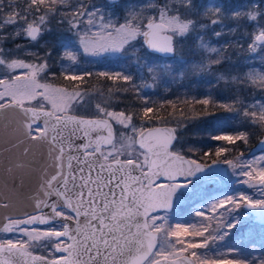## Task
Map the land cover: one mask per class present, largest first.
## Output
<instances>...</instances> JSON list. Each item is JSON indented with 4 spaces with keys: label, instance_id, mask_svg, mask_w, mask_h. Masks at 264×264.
<instances>
[{
    "label": "snow or ice",
    "instance_id": "6c2138e0",
    "mask_svg": "<svg viewBox=\"0 0 264 264\" xmlns=\"http://www.w3.org/2000/svg\"><path fill=\"white\" fill-rule=\"evenodd\" d=\"M100 56L122 69L95 73L116 87L94 96L81 59ZM174 84L188 89L176 100L144 91ZM127 93L139 106L119 107ZM178 104L200 110L180 108L171 126L175 111L163 110ZM218 112L239 127L209 134L225 144L201 163L183 137ZM258 131L264 0H0V155L21 153L5 169L0 210L36 179L31 211L0 217V264H264V137L259 155H225ZM186 202L197 207L177 221Z\"/></svg>",
    "mask_w": 264,
    "mask_h": 264
},
{
    "label": "trees",
    "instance_id": "16d2710c",
    "mask_svg": "<svg viewBox=\"0 0 264 264\" xmlns=\"http://www.w3.org/2000/svg\"><path fill=\"white\" fill-rule=\"evenodd\" d=\"M114 61V64L117 62H120L117 58L112 59ZM101 64V63H100ZM227 66V65H225ZM94 75L87 79V83L83 84L81 87L84 89H90V88H102L104 87H110L112 89H115L116 84H114L113 81L107 80L104 77L96 76ZM193 79H196L195 77ZM122 84V82H119ZM189 83V82H186ZM190 87L193 90H198L199 95H203L204 93V86L203 85H196L194 83L190 84ZM100 88V89H101ZM220 88H223V85L221 84L215 91H219ZM188 89L185 87H180L179 85H172L171 92L161 90L159 94H156V90L151 91L150 90V97L152 100L160 102L162 99L167 100H176L177 96H183V94ZM215 94V92H214ZM121 99L123 101L122 104L119 105V107H124L125 105H132V106H139L140 101L132 95V93H127L121 96ZM184 109V114L189 117H194L197 115V113L200 110V106H195V111L191 110L192 106H185L182 104L177 105V109L174 110L170 106H166L164 112L172 113L175 111V119L172 121V125L175 126L177 121L183 120L184 117L181 116L179 109ZM229 114L218 112L215 116H202L197 120L193 121V124L200 125L199 130L193 128L192 131L185 133L183 137V141L186 145H193L199 151L193 156L196 159H199L201 161H210L207 157H204L203 153L207 151H214V149L218 146H221L225 144L223 141H212L209 139V134H221L225 132L232 133L234 130H236L239 125L236 120L233 119H227L226 117ZM193 133H196L195 135ZM264 132H256L250 139V143L247 145H241L238 150L233 151L231 154L226 153L228 159H234L239 152H247L249 148L262 136ZM189 155H192L189 153ZM215 159V157H213ZM223 159V157H221ZM256 222V221H255ZM256 224H259L256 222Z\"/></svg>",
    "mask_w": 264,
    "mask_h": 264
},
{
    "label": "rangeland",
    "instance_id": "374dc122",
    "mask_svg": "<svg viewBox=\"0 0 264 264\" xmlns=\"http://www.w3.org/2000/svg\"><path fill=\"white\" fill-rule=\"evenodd\" d=\"M209 2H214V0H209ZM231 2L239 4V3H243L244 0H231ZM183 53H184L186 58H189V59L192 58L188 48H184L183 49ZM114 58H116V57H111V56H109V57H104V56H100V57H83L81 59V67L82 68H86L88 71L96 72V73L99 72V71H109V72L121 71L122 63L121 62H117L116 64H114V61L112 60ZM225 68H227V66H225ZM131 71H134V69H132ZM137 82H139V81H137ZM147 82L151 83L150 80L147 81ZM100 88H90V89H87V90L92 92L93 95L95 96V94L98 91H102V92L105 93V95H107L108 94V90L112 89L110 87H104V89H102V88L100 89ZM113 90H115V89H113ZM150 90L154 91L155 89H144V91H146L148 93H150ZM86 110H90L89 106H85V108L82 109V111H86ZM225 133H230V132H225ZM250 148H249V150L247 152H244V154H245V156L247 158H251L252 155H259L260 154V151L254 153V154H251L250 153ZM229 172H231L230 169H229ZM227 179H228V177L224 176V180H227ZM233 180H235V177H233ZM210 183H211V189H222V188L225 187L223 180H221L219 182H210ZM238 189L240 191H245V192H247L249 194H252V195L256 196V198H260L256 189H249L245 185H239ZM209 194L214 196V195H216V192L210 190ZM196 207H197V204H190L188 202H186L183 205H178L177 208H176V212H175L176 220L177 221H181V222H183L185 220H190L191 219V215L189 213V209H191L192 212L194 213ZM240 214L243 217V219L245 220L246 224L253 223V222L256 223L257 222V221L255 222L254 215H252V212H250L247 209H241L240 210ZM258 223H260V222H258ZM200 251H203V250H200Z\"/></svg>",
    "mask_w": 264,
    "mask_h": 264
},
{
    "label": "water",
    "instance_id": "95a60500",
    "mask_svg": "<svg viewBox=\"0 0 264 264\" xmlns=\"http://www.w3.org/2000/svg\"><path fill=\"white\" fill-rule=\"evenodd\" d=\"M173 126V125H171ZM264 137V133L262 134V136L251 146L250 148V153L251 154H254L258 151H260V147H259V140ZM194 158V157H193ZM21 159V153L19 151H13V152H9V153H4L2 155H0V185L3 184L4 182V177H5V169L7 167H9L11 165V163H14L18 160ZM196 159V158H195ZM198 161H200L201 163H206V164H211V160L210 161H201L199 159H197ZM221 169H224L226 168L227 166L226 165H223L221 164L219 166ZM36 185V179L33 178L25 187L24 189V196L22 198L26 199L29 195H31L32 193V190L34 189ZM26 197V198H25ZM22 198L18 199L15 201V206L10 209V210H0V217H2L3 215H6V214H12V215H19V214H22L24 212H29L31 211V202L29 200H26L27 201V207H21V202H24L22 201ZM28 199V198H27ZM249 210L250 212H252V210L250 209H247ZM256 216H258V214H256ZM256 216H254V220L257 221V222H260Z\"/></svg>",
    "mask_w": 264,
    "mask_h": 264
},
{
    "label": "flooded vegetation",
    "instance_id": "af4514ba",
    "mask_svg": "<svg viewBox=\"0 0 264 264\" xmlns=\"http://www.w3.org/2000/svg\"><path fill=\"white\" fill-rule=\"evenodd\" d=\"M0 170H1V168H0ZM26 200H28V199L27 198L26 199L22 198V201H24V202H21V204H22L21 207H27V201Z\"/></svg>",
    "mask_w": 264,
    "mask_h": 264
}]
</instances>
